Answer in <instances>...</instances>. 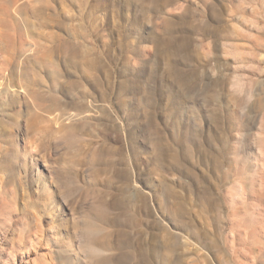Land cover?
<instances>
[{"label": "rangeland", "instance_id": "374dc122", "mask_svg": "<svg viewBox=\"0 0 264 264\" xmlns=\"http://www.w3.org/2000/svg\"><path fill=\"white\" fill-rule=\"evenodd\" d=\"M0 264H264V0H0Z\"/></svg>", "mask_w": 264, "mask_h": 264}, {"label": "bare ground", "instance_id": "6f19581e", "mask_svg": "<svg viewBox=\"0 0 264 264\" xmlns=\"http://www.w3.org/2000/svg\"><path fill=\"white\" fill-rule=\"evenodd\" d=\"M47 66V65H46ZM65 85V84H64Z\"/></svg>", "mask_w": 264, "mask_h": 264}]
</instances>
